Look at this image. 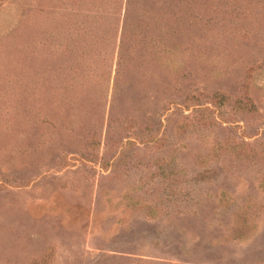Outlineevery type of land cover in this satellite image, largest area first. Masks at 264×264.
Returning <instances> with one entry per match:
<instances>
[{
  "label": "rangeland",
  "instance_id": "rangeland-1",
  "mask_svg": "<svg viewBox=\"0 0 264 264\" xmlns=\"http://www.w3.org/2000/svg\"><path fill=\"white\" fill-rule=\"evenodd\" d=\"M0 264H264V0H0Z\"/></svg>",
  "mask_w": 264,
  "mask_h": 264
},
{
  "label": "trees",
  "instance_id": "trees-1",
  "mask_svg": "<svg viewBox=\"0 0 264 264\" xmlns=\"http://www.w3.org/2000/svg\"><path fill=\"white\" fill-rule=\"evenodd\" d=\"M219 102H223L225 100V95L222 93H217ZM239 103L244 104V106L249 109V110H253L254 109V103L251 101V99L249 97H245L244 100H239Z\"/></svg>",
  "mask_w": 264,
  "mask_h": 264
}]
</instances>
